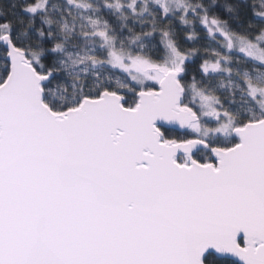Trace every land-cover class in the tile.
<instances>
[{
	"label": "snow or ice",
	"instance_id": "snow-or-ice-1",
	"mask_svg": "<svg viewBox=\"0 0 264 264\" xmlns=\"http://www.w3.org/2000/svg\"><path fill=\"white\" fill-rule=\"evenodd\" d=\"M0 264H264V0H0Z\"/></svg>",
	"mask_w": 264,
	"mask_h": 264
}]
</instances>
